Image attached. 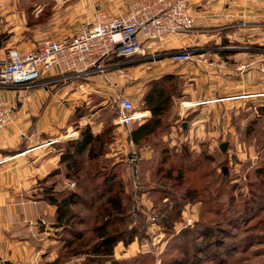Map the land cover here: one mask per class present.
<instances>
[{"label": "rangeland", "instance_id": "rangeland-1", "mask_svg": "<svg viewBox=\"0 0 264 264\" xmlns=\"http://www.w3.org/2000/svg\"><path fill=\"white\" fill-rule=\"evenodd\" d=\"M101 1L10 0L8 3H11L13 15L9 17L8 21L7 17H3L4 24L8 25L10 29L15 24L17 27L11 31L0 27V36L3 41L12 39L15 40V43L26 42V47L31 48L46 37L56 38L73 33L83 23L95 20L100 10L111 15L123 13L126 10H123L124 0H107L103 1L104 4ZM109 1L110 5H116V7L110 10L105 7L108 6L107 2ZM24 3L32 6L33 9L31 7V10L28 11L26 7H23ZM117 3L122 6L117 8L119 5ZM115 9L117 10L115 11ZM238 18L240 19H234L227 27H219V30L208 28L202 31L195 27L194 32H187L189 42H192L189 36L197 33L204 35L203 39H206V42L202 46L192 44L178 49H167V51L155 49L151 53L144 54L146 58H123L125 61L130 60L120 66L128 80L124 83V91L126 89L128 93L123 94L133 100L136 110L139 111L144 110L141 98L143 93L150 88V82L165 73L176 75L174 79L164 83L165 89L170 94L172 93L170 97V104H172L168 110L169 116L164 121L170 125L167 124L165 129L159 130L154 137L146 138L145 143L138 148L142 157L138 167L141 184L157 189L158 185L155 179L164 170L154 175L151 168L156 167V163L160 162L161 158L165 160L164 168L178 164V152L185 147L184 152L190 159L198 163V167H195L193 162H188L190 165L192 164V169L183 172L181 188L188 187V185L196 186L198 189L203 188L201 194H205L203 196H206V199H211L209 197L212 196L213 200L221 203L220 207H222V213L216 215L212 211L213 208L210 207L211 203H208L209 207L205 211L198 202L187 206L186 214H192L195 220H202L211 228L208 236H204V232H199L171 238L160 232L154 237L158 246L157 251L154 249V252H149L152 258L133 260L140 253H144L139 251L140 243L144 241V238L138 239L133 247L131 246L130 251H128L129 247L125 250L123 247L121 250L115 248V257L127 258L126 264H168L169 260L174 258L183 259L184 262L181 264H264V207H261L263 202L259 200L260 197L264 198V192H262L264 188L259 190L257 182L262 180V176L254 172L259 164H264V97L252 96L224 101L229 104L228 106L223 102L211 103L209 100L220 96H237L242 93V89L237 87L236 82L240 79L241 74L232 77L230 73L235 68L237 72H246V77L248 72L253 73L254 71L256 74L251 80L246 81V88L243 90L244 96L253 93L252 91H262V87L252 88L251 86L260 82L259 68L260 64L264 62V41L254 37L259 36L258 29L264 23L252 27L254 24L246 20V30H243L241 28L244 27V19ZM10 20L15 24H11ZM217 33L218 39L214 37ZM249 34L251 35L249 36ZM174 50L190 51L192 57L188 62H174L168 55ZM116 59L112 58L110 62H114ZM214 62L217 66L213 73L201 68L203 63L213 65ZM134 65H141L140 67L143 68L140 73L136 71L137 75L133 74L134 78L137 77L136 80L131 78L132 74L128 72L129 67L132 68ZM238 66L241 68L238 69ZM209 67H207L208 70ZM212 74L216 77L212 78ZM233 79L236 81H231ZM138 80L139 86L136 84ZM228 84L232 89H237L223 90ZM211 85L214 86L211 87ZM84 90L82 89V92L80 91L78 94L81 99L94 97L97 94L92 91V95L87 96L86 93H83ZM109 95L104 96V100L109 102L108 114L114 111L113 104L115 105L116 98L114 95ZM204 101L209 102L203 103ZM96 102L92 100L89 108H96L98 105ZM183 102H189L191 105L182 106ZM79 105L78 108L85 107L83 111L87 110L88 113L89 109L86 108L85 103H79ZM99 114L101 120L107 115V113H103V110ZM136 123L139 122L133 124ZM125 131L126 129H124V133ZM124 144L126 157L128 152L134 150L135 147L132 143L128 144L125 139ZM221 144H225V149L220 148ZM113 156L115 158L124 157L122 151L116 152ZM221 167L227 168L225 179L221 177L223 174ZM173 174H176L175 171ZM58 181L59 189L75 187V185L69 186V183L74 181L73 179L66 180L61 174ZM165 182L170 185L171 179ZM36 183L40 188L39 182ZM218 189L221 190V193L218 192ZM252 195L258 202L256 209L250 212L246 210L243 213L242 209L244 208L240 206L251 200ZM152 199V196L147 194L142 198L144 204L148 206L151 205ZM200 210H203L201 214ZM50 226L51 230L47 231L55 232L54 224ZM76 228L82 229L84 225H77ZM176 228L179 229V226L177 225ZM211 234L213 235L211 236ZM255 237H258V241L245 245L244 248H239L237 244H234L236 242L246 243V239H255ZM217 244L221 245L217 246ZM55 246H57L56 243L47 249H52ZM226 249L228 251H225ZM123 252L125 253L123 254ZM66 259L62 258L60 261L82 264L84 256L78 255Z\"/></svg>", "mask_w": 264, "mask_h": 264}, {"label": "crops", "instance_id": "crops-1", "mask_svg": "<svg viewBox=\"0 0 264 264\" xmlns=\"http://www.w3.org/2000/svg\"><path fill=\"white\" fill-rule=\"evenodd\" d=\"M9 1L0 0L3 4L0 7V27L5 30L10 28L4 24L3 17H7L8 21L9 17L13 15V8L11 3H8ZM103 1L107 0L101 1L104 4ZM124 2L123 10L126 9L127 5V1L124 0ZM189 2L196 18V28L202 31L208 28L219 30L218 28L221 26L227 27L234 19H240L238 17L244 19V27L241 28L243 30H246V20L254 24L252 27L264 23V0H189ZM107 3L108 6L105 7L109 10L116 7V5H110V1ZM26 4L24 3L23 7ZM117 4H119L117 8L122 6L120 3ZM11 24L14 25L15 23L11 21ZM15 25L10 31L16 29L17 26ZM258 32H260L259 36L254 35V38L263 42L264 25L258 29ZM187 34L169 35L161 42L146 43L144 46L149 45V48L144 49V52L148 54L155 49L167 51V49H178L192 44L202 46L206 42V39H203L204 35L198 33L192 35L194 38L189 36L192 41L189 42ZM217 36L218 33L214 37L218 39ZM14 41L8 39L1 43L0 56L8 47H16L20 50L29 48L26 47V42L15 43ZM108 58L116 57L110 56ZM122 58H146V56L134 54ZM110 59L105 62L108 68L102 74L96 73L88 77L63 79V75L60 73L47 71L40 75L34 86L26 90H13L0 86V98L3 100L18 99L19 106L15 119L6 128L0 130V264H5V261L10 264H53L57 246L47 249L56 243L49 239L51 233L47 230H51L50 225L55 222V207L34 196V193L40 189L36 182L46 176L52 168L58 166L59 154L53 147V143L66 140L60 137L65 135L71 127L77 133L78 129L84 126H90L94 132H98L103 125L99 112L109 103L104 100V96L128 93L126 89L124 91V83L127 80L126 74L122 72L120 66L130 60L125 61L120 58L110 62ZM140 66L129 67L128 72L132 74L131 78H134L133 74H136V71L141 72L143 68ZM208 66H210L209 70ZM216 66L215 62L213 65L203 63L201 68L213 73ZM230 73L232 77L241 74L240 79L231 81L237 82V87L242 89V93L237 94V96L229 95L209 99L211 103H225L224 101L227 100L246 97L243 95L246 81L251 80L256 75L255 72H248L246 77V72H237L235 68ZM211 77L216 76L212 74ZM136 79L137 77L134 78V80ZM136 84L137 86L140 85L139 80L136 81ZM228 86L223 90L237 89H232L230 84ZM251 87H262V85L258 83ZM82 89H85L83 93H86L87 96L92 95V91L97 94L94 97L81 99L78 94L80 91L82 92ZM252 92L248 95L256 97L257 95L254 94L257 92ZM92 100L98 102V105L96 102V108H89ZM208 102L204 101L203 103ZM79 103H85L86 108L89 109L88 113L87 110L83 111L85 107L78 108ZM186 105L191 104L183 102L182 106ZM224 105L228 106L229 104L226 102ZM74 116L77 117L74 118ZM84 121L86 122L84 123ZM75 123L77 127L74 125ZM115 132L120 137L110 147V156L122 151L124 147L122 128L115 125ZM58 138L60 139L57 140ZM116 248L120 250L119 246Z\"/></svg>", "mask_w": 264, "mask_h": 264}, {"label": "trees", "instance_id": "trees-1", "mask_svg": "<svg viewBox=\"0 0 264 264\" xmlns=\"http://www.w3.org/2000/svg\"><path fill=\"white\" fill-rule=\"evenodd\" d=\"M25 7L29 11L32 6L27 4ZM2 42L0 36V45ZM175 77L173 73H165L150 82V88L143 93L141 98L144 110H148L150 115L139 123L121 127L123 138L128 144L134 145L139 163L142 157L138 148L145 143L146 138L154 137L159 130L165 129L167 124L170 125L164 121L169 116L172 93L170 94L165 89L164 83ZM113 107L115 109L110 114H108L109 105L101 108L107 115L98 132H94L90 126H84L78 129L77 137L53 143V147L59 154L58 166L52 168L38 181L40 189L34 193V196L55 207L54 228L56 230L49 236V239L54 240L57 245L53 264H63L65 261H60L62 258L70 259L78 255L84 256L82 264H126L127 258H116L114 250L119 246L120 250L121 247L124 250L129 247L128 251H130L138 239L148 237L143 222L145 211L157 212L161 231L171 238L199 232H204L203 235L208 236L211 228L202 220H194L192 224L176 229V226L182 222V213L187 206L198 202L205 211L209 207L208 203H211L210 207L216 215L222 213L221 203L215 202L212 196L209 197L211 199H206V196H203L205 194H201L203 188L198 189L192 185L181 188L183 172L192 169V164L188 162H193L195 167H198V163L184 152L185 147L178 152V164L164 168L165 160L161 158L160 162L156 163L157 166L151 168L154 175L164 170L155 179L157 189L146 184H142L139 190L132 189L131 180L127 174L125 144L122 148L124 157L115 158L109 155L110 147L120 137L115 132L113 124V119L118 115L116 101ZM74 125L77 127L76 123ZM124 129H126L125 133ZM125 171L126 174H124ZM174 171L176 174H173ZM222 172L221 177L225 179L227 173L223 170ZM254 172L262 176V180L257 182L261 190L264 188V164H259ZM60 174L66 180L73 179L75 187L59 189L57 185ZM170 179L171 183L167 185L165 181ZM220 189H218L219 193H221ZM146 194L153 198V209L149 210L142 201L143 195ZM259 200H262L261 207H264V198L260 197ZM256 204L258 202L252 195V199L244 202L240 207L244 208L242 212L245 213L246 210L248 212L255 210ZM203 210H200V214ZM77 225H84V228H76ZM256 240L258 241V237L246 239V243L236 242L234 244H237L239 248H244L245 245L253 244ZM220 245L217 244V246ZM201 250L203 251V248ZM150 254L149 252L140 253L133 260L152 258ZM183 262V259L174 258L169 260L168 264Z\"/></svg>", "mask_w": 264, "mask_h": 264}, {"label": "built area", "instance_id": "built-area-1", "mask_svg": "<svg viewBox=\"0 0 264 264\" xmlns=\"http://www.w3.org/2000/svg\"><path fill=\"white\" fill-rule=\"evenodd\" d=\"M2 5L0 2V7ZM195 27L196 18L189 0H127L123 13L111 15L100 10L95 20L83 23L72 34L56 38L46 37L31 48L23 50L16 47L6 48L0 56V86L26 90L34 86L40 75L47 71L58 72L63 75V79L102 74L107 71L105 62L110 59L108 57L144 55V49L149 48V45L144 46L146 43L161 42L169 35L187 33ZM168 55L174 62H188L192 57L191 52L187 50H174ZM259 70L262 91L254 95L264 96V62L260 64ZM115 101L118 115L114 118V124L118 127H129L149 116V111L136 110L133 100L124 94L117 95ZM18 109V99L0 98V130L15 119ZM77 135V131L71 127L60 138H75ZM126 162L131 187L139 190L142 184L135 150L127 154ZM74 185V182L69 183L70 187ZM147 208L153 209L152 203L147 205ZM182 216L179 228L190 225L195 220L193 215L186 214L185 210ZM143 217L148 237L140 243L139 251H157L154 237L162 232L158 214L150 210L145 211Z\"/></svg>", "mask_w": 264, "mask_h": 264}, {"label": "water", "instance_id": "water-1", "mask_svg": "<svg viewBox=\"0 0 264 264\" xmlns=\"http://www.w3.org/2000/svg\"><path fill=\"white\" fill-rule=\"evenodd\" d=\"M220 148L221 149H225V144H221L220 145ZM222 169H223L224 173H227V170H226L227 168L226 167H223ZM4 263L5 264H10L8 261H5Z\"/></svg>", "mask_w": 264, "mask_h": 264}]
</instances>
